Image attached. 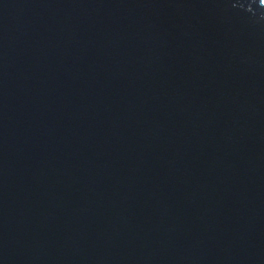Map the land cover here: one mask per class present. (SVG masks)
Listing matches in <instances>:
<instances>
[{"label":"water","instance_id":"1","mask_svg":"<svg viewBox=\"0 0 264 264\" xmlns=\"http://www.w3.org/2000/svg\"><path fill=\"white\" fill-rule=\"evenodd\" d=\"M0 264H264V0H0Z\"/></svg>","mask_w":264,"mask_h":264}]
</instances>
